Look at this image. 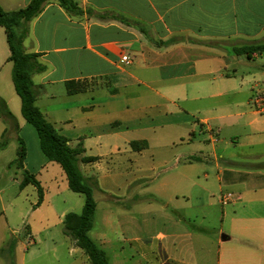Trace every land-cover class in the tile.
<instances>
[{
    "label": "crops",
    "instance_id": "1",
    "mask_svg": "<svg viewBox=\"0 0 264 264\" xmlns=\"http://www.w3.org/2000/svg\"><path fill=\"white\" fill-rule=\"evenodd\" d=\"M31 1L0 0V6L11 12ZM76 1L83 10L81 15H71L56 0L46 4L30 23L24 45L46 67L32 77L38 89L36 106L72 148L81 144L85 157L99 158L80 164L85 177L98 183L97 210L101 195L117 201L122 199L111 193L134 198V189L145 186L140 182L155 170L156 157L162 159L164 173L173 174L165 185L180 188L186 167L192 172L207 159L203 150L187 152L186 145L204 142L214 153L218 181H227L235 197L223 205L224 186L220 185L221 205L233 208L223 212V226L216 235L217 264H264V152L260 151L264 112L254 102L264 97V53L249 58L234 52L264 43V0ZM10 55L6 31L0 26V96L19 125L17 131L13 123L0 118V141L5 132L9 140L0 158L12 147L13 139L29 138L22 134L30 124L22 116ZM257 59L261 64L254 61ZM70 81L87 82L88 90L69 95L66 83ZM226 103L236 114L226 124L231 136L220 139L218 111ZM37 137L31 133V142L26 141L24 169L40 181L43 203L36 207L39 195L33 185L21 188L24 177L8 178L5 186L0 185V237L4 229H11L16 210L17 214H41L39 218L46 217L47 222L56 218L63 228L67 214L83 211L85 196L71 191L64 170L46 158L38 133ZM135 141H145L147 147L134 151L131 143ZM224 143L253 151L220 158L218 144ZM15 159L0 160L7 173L12 168L22 172L13 164ZM12 181L18 184L19 193L8 211L6 196ZM169 198V202L178 199L173 193ZM108 224L106 220L105 226ZM53 225L40 231L31 226L24 229L35 239L37 233L50 235ZM99 230L97 237L104 245L107 237L101 234V227ZM167 237L162 233L154 238L136 236L132 245L146 264H196L168 252L162 242ZM16 242L10 250H18ZM50 251L56 255L58 246Z\"/></svg>",
    "mask_w": 264,
    "mask_h": 264
},
{
    "label": "rangeland",
    "instance_id": "2",
    "mask_svg": "<svg viewBox=\"0 0 264 264\" xmlns=\"http://www.w3.org/2000/svg\"><path fill=\"white\" fill-rule=\"evenodd\" d=\"M254 61L261 64L260 59ZM233 114L235 115L236 111L228 103L218 111L221 118L219 125L222 127L220 139L231 136L232 132L226 124ZM27 126L22 134L29 138L24 140L21 135L26 150V141L29 144L32 140L31 133L36 140L38 138L36 130L31 125ZM195 143L190 147L186 145L187 152L198 153V150H203L207 159L196 164L195 171L191 172L186 167L184 184L180 188L172 190V187L165 185L173 174L164 173V167L160 164L162 159L156 157L155 170L147 179L140 182V184L146 183L145 186L134 189V198L127 199V196L120 197L116 193H111L113 197L122 199L117 201L112 197L101 195V201H98L96 226L90 235L106 251L110 264H146L134 250L132 240L136 236L144 239L154 238L161 233L169 235L162 242L175 258L196 264H217L216 235L221 232L223 226V212L233 208L231 205H221L219 188L221 184L224 186L221 195L234 193V188L227 181L222 183L218 181V173L214 169L217 162L212 148L208 149V144L204 142ZM19 147L20 141L13 139L12 147L7 150L3 158H0L1 162L15 159ZM252 151L249 147L236 148L232 144L226 146L224 143L218 144L217 155L227 159L233 154ZM260 151L264 152V145L260 147ZM220 163L223 164L222 159ZM0 168L2 169L1 186H5L10 177L23 178V172L16 168H12L10 173L5 171V165L0 164ZM10 185L11 188L6 196L8 211L13 208L11 204L15 202L16 194L19 193L18 184L12 181ZM171 193L178 199L169 202ZM146 199L148 200L145 201ZM25 203L27 208L28 200ZM48 213L51 214L49 210ZM12 216L11 229H4L3 237H0V264H91L88 257L77 250L79 247L74 244V240L66 238L63 225L56 223V218L47 222L46 217L39 218L41 214L25 213V211L17 214V210ZM106 220H109V227L105 226ZM48 224H55L49 232L50 235L46 236L45 232L37 233L35 239L29 237L27 228L24 229L26 226H31L33 231H40ZM100 227L101 234L107 237L104 245L97 237ZM172 234H176V237H172ZM12 240L19 242L18 250H10ZM55 245L59 249L56 255L50 251Z\"/></svg>",
    "mask_w": 264,
    "mask_h": 264
},
{
    "label": "trees",
    "instance_id": "3",
    "mask_svg": "<svg viewBox=\"0 0 264 264\" xmlns=\"http://www.w3.org/2000/svg\"><path fill=\"white\" fill-rule=\"evenodd\" d=\"M53 0H32L31 3L22 9L7 12L0 6V26L7 34L10 48L9 60L13 63L12 78L17 94L21 98V112L24 119L32 125L39 136L40 146L43 154L50 162L58 163L64 170L69 188L74 193L85 196V205L81 214L69 213L64 219V234L75 241L77 247L82 249L91 264H110L106 251L97 244L91 237L90 232L96 223L97 200L95 190L98 183L93 178H87L83 174L80 164H90L97 162L98 157H85V149L79 144L76 148L69 145V140L61 135L57 128L49 122L43 112L36 106L38 89L33 82V75L46 71V67L40 63L39 55L27 53L24 42L30 33V23L43 11L46 4ZM71 15H81L83 10L76 0H56ZM237 55H247L264 53V43L254 44L246 47L235 48ZM87 82L70 81L66 83L67 93L75 95L88 90ZM0 118L5 122L13 123L18 131V121L9 109L5 100L0 96ZM8 133L3 135L0 143V151L8 146ZM20 147L17 159L13 164L17 165L23 172L21 188L33 185L39 195L36 207L40 206L44 200V189L36 176L24 169L26 148L23 141L19 139ZM134 151H141L147 147L145 141H135L131 143ZM199 160V159H194ZM14 246V240L10 243Z\"/></svg>",
    "mask_w": 264,
    "mask_h": 264
},
{
    "label": "built area",
    "instance_id": "4",
    "mask_svg": "<svg viewBox=\"0 0 264 264\" xmlns=\"http://www.w3.org/2000/svg\"><path fill=\"white\" fill-rule=\"evenodd\" d=\"M125 63L127 65L131 64V58L130 57H125ZM255 106L257 108V110L259 112H264V97H257L255 99ZM235 199L234 194L233 193H224L221 196V202L224 205H229L230 203L233 202V200Z\"/></svg>",
    "mask_w": 264,
    "mask_h": 264
}]
</instances>
